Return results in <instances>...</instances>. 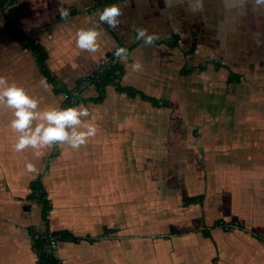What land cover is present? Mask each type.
I'll list each match as a JSON object with an SVG mask.
<instances>
[{
  "label": "crops",
  "instance_id": "1",
  "mask_svg": "<svg viewBox=\"0 0 264 264\" xmlns=\"http://www.w3.org/2000/svg\"><path fill=\"white\" fill-rule=\"evenodd\" d=\"M111 4L123 7L121 25H101L98 50H80L77 29ZM262 9L254 0H0V76L41 108L87 107L97 126L78 150L36 157L15 151L12 111L0 106V264H36L33 236L48 229L80 237L59 241L62 264H264ZM137 26L160 39L136 41ZM116 46L129 50L128 67L83 86ZM81 86L69 104L65 92ZM39 178L48 222L30 198Z\"/></svg>",
  "mask_w": 264,
  "mask_h": 264
},
{
  "label": "clouds",
  "instance_id": "2",
  "mask_svg": "<svg viewBox=\"0 0 264 264\" xmlns=\"http://www.w3.org/2000/svg\"><path fill=\"white\" fill-rule=\"evenodd\" d=\"M256 5H264V0H254ZM264 10V9H262ZM59 14L62 18L70 15L68 8L61 7ZM124 16L123 7L118 4L105 6L99 12V23L90 27H81L75 32L76 46L90 53L98 50V37L101 25H107L115 30L118 28ZM135 40L143 41L145 46H152L160 37L141 26L135 29ZM130 52L126 47L117 46L113 52L114 58L128 67ZM140 61H133L131 69L134 72L142 70ZM47 87L46 81H41ZM0 106L12 111L13 118L10 128L16 134L14 149L22 152L31 149L36 157H40L42 149L54 148L60 145H68L72 149H79L85 145L90 137L97 134L95 117L83 105L62 107L49 105L41 108L40 101L29 95L23 86L16 82H9L0 76ZM29 172L36 169L32 163L26 164Z\"/></svg>",
  "mask_w": 264,
  "mask_h": 264
},
{
  "label": "trees",
  "instance_id": "3",
  "mask_svg": "<svg viewBox=\"0 0 264 264\" xmlns=\"http://www.w3.org/2000/svg\"><path fill=\"white\" fill-rule=\"evenodd\" d=\"M20 39L22 41H25L27 38L26 36L20 34L19 32H16ZM33 43V42H32ZM32 48L34 52L36 53L38 57V61L40 63V66L42 67V70L44 74L46 75V78L48 81L54 84L55 89L58 91L59 89L57 88V82L56 80L51 76V72L48 68L47 65V58L48 54L46 50L43 49V47L39 44H32ZM107 76L111 75V71L106 74ZM105 75V76H106ZM104 76V77H105ZM104 77L102 78L101 82L103 81ZM69 91H66L67 93ZM69 104H75L78 99H76L75 102H71L70 100H67ZM32 187V193L30 195V198L35 199L37 198L43 205V217L44 219L48 222L49 221V212L52 208V204L50 203V200L48 198V193L44 188V184L42 180L39 178L31 183ZM196 198H187L185 200V203H191L195 201ZM49 233L52 234L55 238H57L59 241H67V240H72V241H78L80 240V237H77L74 235L71 231L69 230H60V231H49V229L44 233L43 235H34L33 236V243L34 247L38 250L39 252V261L36 264H62L60 259L50 250V242L48 241V236Z\"/></svg>",
  "mask_w": 264,
  "mask_h": 264
},
{
  "label": "built area",
  "instance_id": "4",
  "mask_svg": "<svg viewBox=\"0 0 264 264\" xmlns=\"http://www.w3.org/2000/svg\"><path fill=\"white\" fill-rule=\"evenodd\" d=\"M117 47V46H116ZM115 47V48H116ZM114 48V50H115ZM114 50L106 57H104L97 70L93 71L85 80L83 86L90 82H101L102 78L109 73L119 62L114 58L113 52ZM83 87H78L73 89L67 93H65L66 99L70 100L71 102H75L76 99L79 98L80 94L82 93ZM226 228H229L226 226ZM48 241L50 242V250L57 255L59 253V240L52 236L49 233Z\"/></svg>",
  "mask_w": 264,
  "mask_h": 264
}]
</instances>
